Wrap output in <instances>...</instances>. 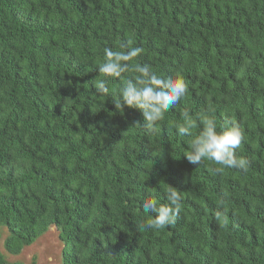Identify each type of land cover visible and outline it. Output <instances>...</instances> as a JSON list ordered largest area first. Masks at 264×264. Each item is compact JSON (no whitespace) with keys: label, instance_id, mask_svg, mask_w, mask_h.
<instances>
[{"label":"trees","instance_id":"obj_1","mask_svg":"<svg viewBox=\"0 0 264 264\" xmlns=\"http://www.w3.org/2000/svg\"><path fill=\"white\" fill-rule=\"evenodd\" d=\"M122 46L188 84L159 131L115 108L128 74L108 80L113 96L95 91L104 49ZM185 108L241 127L246 172L189 162L169 127ZM170 185L183 197L175 224L145 228L142 201L165 202ZM51 225L62 264H264V0H0L4 251ZM0 264L36 261L0 251Z\"/></svg>","mask_w":264,"mask_h":264},{"label":"clouds","instance_id":"obj_2","mask_svg":"<svg viewBox=\"0 0 264 264\" xmlns=\"http://www.w3.org/2000/svg\"><path fill=\"white\" fill-rule=\"evenodd\" d=\"M122 47H126V50L104 49L103 61L98 65V71L105 78L94 81L95 91L101 98L113 96L108 80H124L125 74H128L129 78L119 90L118 98H114L115 108L120 112L126 107L140 110L143 127L150 131H159L165 114L187 95L188 84L179 73L165 77L152 71L148 64L133 65L131 62L141 54L142 49ZM210 112L211 110L192 114L185 108L180 113L179 120L169 122L170 128H174L179 136L187 138V159L197 165L206 161L218 165L210 169L215 174H223L225 169L246 172L248 159L237 155V150L246 139L243 130L232 123L218 131L216 119ZM147 190L150 191V188ZM164 193L165 202L155 196L142 201L145 228L163 230L174 225L181 213L182 192L170 185L164 189ZM215 215L219 219L221 213L217 211Z\"/></svg>","mask_w":264,"mask_h":264},{"label":"rangeland","instance_id":"obj_3","mask_svg":"<svg viewBox=\"0 0 264 264\" xmlns=\"http://www.w3.org/2000/svg\"><path fill=\"white\" fill-rule=\"evenodd\" d=\"M3 228L5 231L7 230L6 227L3 226ZM5 231H3L0 238V251L5 255L7 261L30 263L35 259L36 264H62L61 249L63 243L58 238L55 226L51 225L44 234L31 245L25 247L18 255H12L4 251Z\"/></svg>","mask_w":264,"mask_h":264}]
</instances>
